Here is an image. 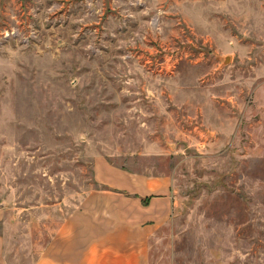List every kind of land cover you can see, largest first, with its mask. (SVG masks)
<instances>
[{"label":"rangeland","instance_id":"obj_1","mask_svg":"<svg viewBox=\"0 0 264 264\" xmlns=\"http://www.w3.org/2000/svg\"><path fill=\"white\" fill-rule=\"evenodd\" d=\"M168 176L149 264H264V0H0V237L34 264L94 162Z\"/></svg>","mask_w":264,"mask_h":264},{"label":"crops","instance_id":"obj_2","mask_svg":"<svg viewBox=\"0 0 264 264\" xmlns=\"http://www.w3.org/2000/svg\"><path fill=\"white\" fill-rule=\"evenodd\" d=\"M90 192L34 264H149V242L172 219L168 176L131 173L98 158ZM2 215L0 213V223ZM0 264H5L0 237Z\"/></svg>","mask_w":264,"mask_h":264}]
</instances>
